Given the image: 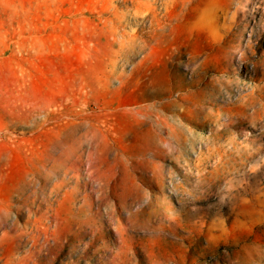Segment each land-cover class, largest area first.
I'll return each mask as SVG.
<instances>
[{
  "label": "rangeland",
  "instance_id": "obj_1",
  "mask_svg": "<svg viewBox=\"0 0 264 264\" xmlns=\"http://www.w3.org/2000/svg\"><path fill=\"white\" fill-rule=\"evenodd\" d=\"M0 264H264V0H0Z\"/></svg>",
  "mask_w": 264,
  "mask_h": 264
}]
</instances>
